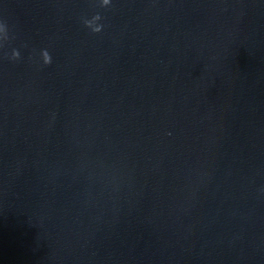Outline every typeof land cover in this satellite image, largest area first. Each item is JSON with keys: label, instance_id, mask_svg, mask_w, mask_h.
Returning a JSON list of instances; mask_svg holds the SVG:
<instances>
[{"label": "water", "instance_id": "water-1", "mask_svg": "<svg viewBox=\"0 0 264 264\" xmlns=\"http://www.w3.org/2000/svg\"><path fill=\"white\" fill-rule=\"evenodd\" d=\"M0 264H264V0H0Z\"/></svg>", "mask_w": 264, "mask_h": 264}, {"label": "clouds", "instance_id": "clouds-1", "mask_svg": "<svg viewBox=\"0 0 264 264\" xmlns=\"http://www.w3.org/2000/svg\"><path fill=\"white\" fill-rule=\"evenodd\" d=\"M105 3H107V0H105Z\"/></svg>", "mask_w": 264, "mask_h": 264}]
</instances>
